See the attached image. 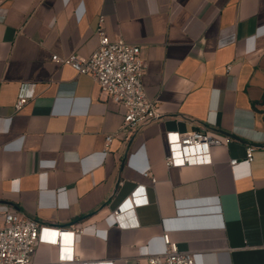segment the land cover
I'll list each match as a JSON object with an SVG mask.
<instances>
[{"label":"crops","instance_id":"crops-1","mask_svg":"<svg viewBox=\"0 0 264 264\" xmlns=\"http://www.w3.org/2000/svg\"><path fill=\"white\" fill-rule=\"evenodd\" d=\"M99 17L145 60L159 116L131 133L118 132L122 105L52 59L88 57ZM168 130L230 141L211 146V164L166 167ZM138 185L146 203L121 217L137 225L119 227L112 211ZM0 205L82 227L76 262L138 264L168 231L196 264H264V0H0ZM58 258L39 243L33 264Z\"/></svg>","mask_w":264,"mask_h":264},{"label":"built area","instance_id":"built-area-1","mask_svg":"<svg viewBox=\"0 0 264 264\" xmlns=\"http://www.w3.org/2000/svg\"><path fill=\"white\" fill-rule=\"evenodd\" d=\"M102 18H98L95 29L98 37L97 48L88 56L71 53L65 57L53 55L52 59L60 64L71 66L77 74H84L99 86L104 97H109L125 109L119 133H131L138 126L158 118L153 101L144 90L141 78L145 71V60L141 56L139 45L125 41L118 36L110 39L104 31ZM230 70V66L226 67ZM27 101L18 97L13 110H19ZM112 135L105 137V147ZM229 137L220 139L204 130L166 131L167 153L164 156L166 167H185L212 163L211 146L226 145ZM245 159H253V148H248ZM231 165L237 159L229 161ZM148 171L144 175H149ZM154 182V178H151ZM144 188L138 185L113 211L112 216L119 227H135L136 220L125 222L121 217L131 211L135 204L146 203ZM83 232L82 227H73L69 231L61 228L43 227L34 220L17 212L12 206L0 205V264H33L35 247L39 243H48L59 247V258L55 264H113L107 262H76L73 255L75 236ZM69 234L65 242L64 237ZM164 251L161 254L148 255L138 264H196L192 253L180 250L176 241L170 239L168 231L162 232Z\"/></svg>","mask_w":264,"mask_h":264}]
</instances>
